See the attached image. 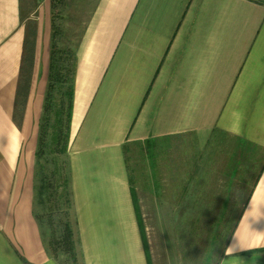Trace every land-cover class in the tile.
<instances>
[{"label": "crops", "instance_id": "crops-1", "mask_svg": "<svg viewBox=\"0 0 264 264\" xmlns=\"http://www.w3.org/2000/svg\"><path fill=\"white\" fill-rule=\"evenodd\" d=\"M22 4L0 0V264H58L33 213L49 59L38 40L24 109L15 114L27 26ZM76 56L68 155L84 264H149L137 221L138 207L145 217L143 188L160 195L169 187L175 203L192 181L135 185L134 203L124 147L146 145L153 159L162 155L155 144L176 140L185 158L166 170L190 175L197 156L215 165V182L228 172L227 183L212 187L249 189L217 264H240L224 255L231 238L249 249L238 253L244 264H264V223L254 224L264 215V1L97 0ZM157 209L156 218L197 213Z\"/></svg>", "mask_w": 264, "mask_h": 264}, {"label": "rangeland", "instance_id": "rangeland-1", "mask_svg": "<svg viewBox=\"0 0 264 264\" xmlns=\"http://www.w3.org/2000/svg\"><path fill=\"white\" fill-rule=\"evenodd\" d=\"M96 3L97 0H63L59 5L57 11L60 12V18L57 21L61 23L65 39L70 44L77 40ZM22 5V12L26 15L23 22L31 28V31H35L34 51L38 40L40 53L47 55L50 40L51 1H41L40 3L38 0H23ZM156 146L159 149V154L162 155H155L153 159L147 155L146 145L131 144L125 147L128 176L132 184V191L134 190V196L135 185L148 183L153 179L164 182L172 180L179 182L183 178L192 181V187L185 189V195H192L184 197L182 191L181 195L174 198V203L173 198L169 195L172 189L166 187L160 189L162 195L152 194L153 201L152 195L148 192L150 190L143 188L144 195L142 196L146 202L143 210L145 217L141 215L138 207L139 217H137V221L142 226L141 236L143 243H145L148 263L217 264L236 222L237 212L241 209L248 193V187L245 185H243L244 187L229 188L224 186L212 187L211 185H216L215 183H227L226 175L228 172L220 175V178L223 179L221 182H215L217 179L214 171L215 165L210 161L203 164L198 163L197 156H192L190 159V175L186 171L184 173L179 171L183 158H185L182 156V140L160 141L155 144ZM189 146L192 149L198 148L197 141L191 140ZM164 147L169 149L161 153V148ZM172 162H174V166H178L177 171L175 172V169L173 173H171V169L166 170V167L170 166ZM151 164L153 168L155 166L154 176L151 175ZM246 184H250V182ZM178 190L181 191V189ZM138 191L140 190H137V193ZM151 201L153 202L150 203ZM167 206L176 209L187 208L197 213H179L175 214L179 216L178 218H162L161 210L157 208H167ZM37 209L40 210L38 206ZM156 211L161 213L158 214V218H156ZM74 217L72 208L70 219H72L74 231H76ZM75 239L78 248L76 233ZM77 250L80 258L79 264H84L81 251L79 248Z\"/></svg>", "mask_w": 264, "mask_h": 264}, {"label": "trees", "instance_id": "trees-1", "mask_svg": "<svg viewBox=\"0 0 264 264\" xmlns=\"http://www.w3.org/2000/svg\"><path fill=\"white\" fill-rule=\"evenodd\" d=\"M50 1L49 59L35 148L33 213L46 249L57 263L79 264L77 241L70 219L73 199L68 146L74 102L76 50L85 26L77 40L70 44L65 39L61 23L57 21L60 18L57 9L63 0ZM30 29L26 26L16 92L15 114L18 118L24 109L34 64L35 31ZM132 197L135 203L133 191ZM139 228L141 232L142 226Z\"/></svg>", "mask_w": 264, "mask_h": 264}, {"label": "clouds", "instance_id": "clouds-1", "mask_svg": "<svg viewBox=\"0 0 264 264\" xmlns=\"http://www.w3.org/2000/svg\"><path fill=\"white\" fill-rule=\"evenodd\" d=\"M264 223V215L261 216H257L254 220V224H261ZM253 223L250 225V227L253 228ZM249 249H245L239 246V243L237 240H235L234 238H231L230 242L227 244L226 248H225V252L224 255L227 256H236L238 257L240 264H244V261L239 258L238 253L242 252V251H248Z\"/></svg>", "mask_w": 264, "mask_h": 264}]
</instances>
